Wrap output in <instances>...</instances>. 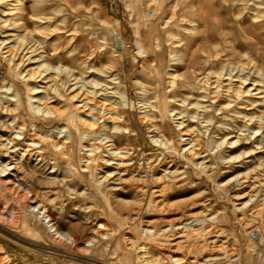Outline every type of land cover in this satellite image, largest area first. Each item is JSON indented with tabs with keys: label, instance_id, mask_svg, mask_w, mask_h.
<instances>
[{
	"label": "rangeland",
	"instance_id": "374dc122",
	"mask_svg": "<svg viewBox=\"0 0 264 264\" xmlns=\"http://www.w3.org/2000/svg\"><path fill=\"white\" fill-rule=\"evenodd\" d=\"M37 4L56 87L0 52V264H264V0ZM92 74L112 119L65 95Z\"/></svg>",
	"mask_w": 264,
	"mask_h": 264
},
{
	"label": "bare ground",
	"instance_id": "6f19581e",
	"mask_svg": "<svg viewBox=\"0 0 264 264\" xmlns=\"http://www.w3.org/2000/svg\"><path fill=\"white\" fill-rule=\"evenodd\" d=\"M33 3L34 4L31 6L32 11H30L31 15H29L28 20H25V0H0V52L5 55L10 62L18 61V65H23L26 69L25 73L28 78H39L43 80V83L46 85L42 88L46 90L47 85L48 87H56L55 80L49 76L48 69L41 71L42 73L39 71L42 65L36 66L38 71H35L32 66L38 64V60L35 57L38 56L36 52L39 51L37 44L39 43L38 34L42 31L40 29L42 26L49 24L46 18L38 14L36 8V6H39V4H37L38 0H34ZM31 25L32 29H28ZM115 41H117V37H115ZM90 76L91 80L85 85L86 91H84L83 88L81 89L78 80L74 81V79L70 87L69 85L64 87L65 95L68 99L75 102L76 108L85 112L86 117L90 118L93 112L99 111V113L104 112L102 116H105V118H111V106L102 101L105 96L104 90L96 87L95 85L98 82L93 80V78L95 79L93 74ZM93 81L97 83L94 85ZM105 148L109 151L115 150V147L111 143L107 144ZM12 169L16 170L17 167L13 166ZM180 229L179 226L174 227L175 231H179ZM206 261L209 260H205L204 262Z\"/></svg>",
	"mask_w": 264,
	"mask_h": 264
},
{
	"label": "built area",
	"instance_id": "2783aa9c",
	"mask_svg": "<svg viewBox=\"0 0 264 264\" xmlns=\"http://www.w3.org/2000/svg\"><path fill=\"white\" fill-rule=\"evenodd\" d=\"M248 236H249V238H250L251 240H255L256 237H257V236H256V233H255L254 231L249 232Z\"/></svg>",
	"mask_w": 264,
	"mask_h": 264
}]
</instances>
